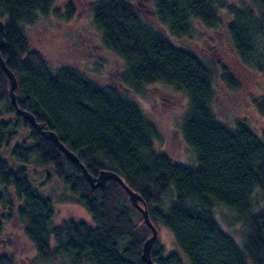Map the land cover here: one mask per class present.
<instances>
[{
    "label": "trees",
    "instance_id": "1",
    "mask_svg": "<svg viewBox=\"0 0 264 264\" xmlns=\"http://www.w3.org/2000/svg\"><path fill=\"white\" fill-rule=\"evenodd\" d=\"M56 2L0 0V53L16 76L18 106L54 130L90 173L110 169L140 193L152 223L167 227L176 246L166 251L156 237L150 249L156 264H264V129L259 135L243 118L220 119L214 78L230 89L237 82L224 66L218 70L177 44L196 29L207 36L221 28L238 62L264 73V0H151L157 25L131 0H95L92 22L124 64L122 87L69 65L54 67L30 46L25 26ZM72 11L68 4L65 16ZM156 81L187 95L180 132L193 150L191 163L157 147L161 131L134 98ZM8 88L0 68V233L19 221L43 259L66 254L76 264H146L140 253L151 230L122 186L109 179L92 187L76 163L15 111ZM252 103L264 116V95ZM32 167L44 170H37L43 181L60 180L90 220L55 221L52 198L36 184ZM222 208L242 225L240 243L218 222ZM0 264L14 262L3 253Z\"/></svg>",
    "mask_w": 264,
    "mask_h": 264
},
{
    "label": "rangeland",
    "instance_id": "2",
    "mask_svg": "<svg viewBox=\"0 0 264 264\" xmlns=\"http://www.w3.org/2000/svg\"><path fill=\"white\" fill-rule=\"evenodd\" d=\"M94 1L57 0L52 8L57 14H52V10L47 15L38 14L34 23L25 26L28 40L30 46L38 50L52 66L69 65L99 83L122 87L119 75L124 64L103 45L101 33L92 22L91 9ZM131 1L144 18L157 25L154 15L150 12L151 0ZM231 1L247 3L249 0ZM68 4L72 6L73 11L66 17ZM177 44L216 64L218 70L222 65L230 72L239 87L230 89L220 81L219 76H215L218 92L214 105L215 112L220 119L228 123L234 118L245 119L260 135L264 129V116L253 105L252 99L264 95V73L247 69L238 62L227 42L225 31L221 28L207 36L201 35L200 29H196L194 36L189 40L178 41ZM133 95L144 114L153 120L161 131L162 136L156 144L157 147L176 161L193 162V150L184 141L180 132V124L188 101L186 93L173 85L156 81L143 86ZM37 170L44 171L41 167L30 169L36 173V184L52 198L55 221L67 217L80 218L87 222L90 220L84 207L74 200L60 180L54 178L52 181H43L42 174ZM219 214L221 218L218 215V222L226 231L228 229L232 231L233 233H230L240 243L238 235L241 233L242 225L224 208L219 210ZM157 237L165 245L166 251L176 248L172 233L167 227L159 225ZM3 253L9 255L14 264H76L72 257L66 254H58L48 259L38 257L22 233L21 224L17 220L5 224L0 233V254Z\"/></svg>",
    "mask_w": 264,
    "mask_h": 264
},
{
    "label": "water",
    "instance_id": "3",
    "mask_svg": "<svg viewBox=\"0 0 264 264\" xmlns=\"http://www.w3.org/2000/svg\"><path fill=\"white\" fill-rule=\"evenodd\" d=\"M4 42H5L4 41V23H3V20L0 19V49L4 45ZM0 68L5 72V74L8 77V80H9L8 96H9V99L12 105L15 108V111L18 114L22 115L23 118L28 119L29 122L35 127V129L45 139L54 143V145L60 151H62L70 161L76 163L80 167L82 175L92 187H101L109 179L115 180L122 186V188L125 190L127 194V198L130 204L140 211L143 221L146 223V225L151 230V234L148 237H146L142 243L140 257L144 262H146V264H156V262H154L151 257L150 249H151L152 243L157 237V228L149 218L146 204L142 196L140 195V193L132 189L130 186H128L116 172L110 169H100L96 175H93L92 173H90L87 170L86 166L82 162L79 161V158L77 157V155L59 140L54 130L49 129L45 125H43L41 122L36 121L33 113H31L30 111L26 109H22L18 106L17 100H16V93H15L17 79H16L14 72L6 65L4 59L1 56V53H0Z\"/></svg>",
    "mask_w": 264,
    "mask_h": 264
},
{
    "label": "bare ground",
    "instance_id": "4",
    "mask_svg": "<svg viewBox=\"0 0 264 264\" xmlns=\"http://www.w3.org/2000/svg\"><path fill=\"white\" fill-rule=\"evenodd\" d=\"M28 120V119H27ZM29 121V120H28ZM30 123V122H29ZM31 124V123H30ZM32 125V124H31ZM44 125V124H43ZM33 126V125H32ZM34 127V126H33ZM35 128V127H34Z\"/></svg>",
    "mask_w": 264,
    "mask_h": 264
}]
</instances>
